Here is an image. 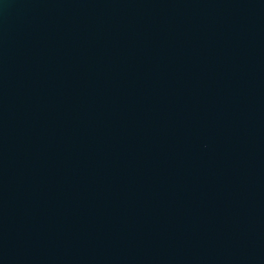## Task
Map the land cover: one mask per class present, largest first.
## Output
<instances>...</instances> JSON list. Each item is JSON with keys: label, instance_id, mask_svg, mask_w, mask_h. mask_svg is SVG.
<instances>
[{"label": "water", "instance_id": "95a60500", "mask_svg": "<svg viewBox=\"0 0 264 264\" xmlns=\"http://www.w3.org/2000/svg\"><path fill=\"white\" fill-rule=\"evenodd\" d=\"M0 264H264V0H0Z\"/></svg>", "mask_w": 264, "mask_h": 264}]
</instances>
